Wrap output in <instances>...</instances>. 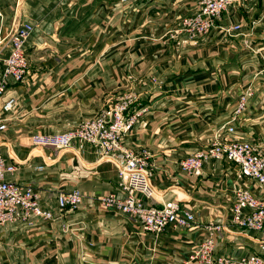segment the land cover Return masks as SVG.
<instances>
[{
	"label": "crops",
	"instance_id": "obj_1",
	"mask_svg": "<svg viewBox=\"0 0 264 264\" xmlns=\"http://www.w3.org/2000/svg\"><path fill=\"white\" fill-rule=\"evenodd\" d=\"M199 1L140 0L138 11L125 12L120 0H0V39L15 23L34 25L27 43L32 85L15 87L21 95L0 136L4 153L19 166L9 178L33 182L55 210L59 192L84 193V206L63 210L56 221L0 231V264H186L189 250L208 236L209 222L220 224V252L257 250L231 223L237 189L257 192V186L229 161L209 162L202 177L185 175L179 163L212 143L250 86L255 94L238 116V134L264 145V0L226 14L222 24L240 22L239 34L217 30L171 40L168 31ZM247 43L262 54L251 53ZM7 55L0 43V60ZM127 90L140 94L133 110L146 109L128 141L148 158L157 190L152 201L176 199L192 208L194 230L146 236L131 220L93 206L94 195L116 190L118 174L95 146L33 145L34 133L66 131L106 111ZM38 162L43 172L35 169Z\"/></svg>",
	"mask_w": 264,
	"mask_h": 264
},
{
	"label": "built area",
	"instance_id": "obj_2",
	"mask_svg": "<svg viewBox=\"0 0 264 264\" xmlns=\"http://www.w3.org/2000/svg\"><path fill=\"white\" fill-rule=\"evenodd\" d=\"M140 0H120L123 10L138 11ZM254 0H200L193 13L184 15L177 25L168 31L171 40L185 36L195 40L210 36L217 30L233 36L242 32L240 22L222 24L231 8L246 6ZM34 31L30 21L14 24L7 35L0 39L6 44L8 55L0 60V136L8 129V121L21 93H15L17 85L31 86L30 62L27 43ZM253 54H262L258 46L247 43ZM1 59V58H0ZM161 85L160 79L153 78ZM15 94H14V93ZM254 87L244 89L237 100L232 115L215 129L212 143L181 159V171L191 177H202L206 165L211 161H229L239 166L240 172L253 182L258 191L240 187L232 208V226L235 232L250 237L257 243V250L243 256L222 253L217 250L215 233L220 224H205L208 236L189 250L186 264H264V145L256 140L240 137L238 116L243 113L249 100L254 96ZM140 94L131 90L106 111L86 119L68 130L59 133H34L35 148L51 147L59 150L85 144L97 148L100 160L115 163L118 168L117 188L109 193L92 197V205L113 211L137 225L146 236L157 238L161 234L183 233L198 227L194 210L176 199L152 201L157 196L152 172L145 154L133 150L129 137L136 129L145 108L133 110ZM0 139V231L10 228H31L46 221H56L63 210L75 211L84 206V193L76 188L59 192L58 209L44 204L33 182L10 179L19 166L11 162L3 151ZM35 169L43 172L44 163H36ZM233 231V232H234ZM234 247V245H233Z\"/></svg>",
	"mask_w": 264,
	"mask_h": 264
},
{
	"label": "rangeland",
	"instance_id": "obj_3",
	"mask_svg": "<svg viewBox=\"0 0 264 264\" xmlns=\"http://www.w3.org/2000/svg\"><path fill=\"white\" fill-rule=\"evenodd\" d=\"M170 30H171V29H170ZM237 34H239V33H237ZM233 36H234V35H233ZM129 91H131V90L124 91L121 95L118 96V98H120V97H121L122 95H124L125 93H128ZM117 100H118V99H117ZM117 100H116V101H117Z\"/></svg>",
	"mask_w": 264,
	"mask_h": 264
}]
</instances>
